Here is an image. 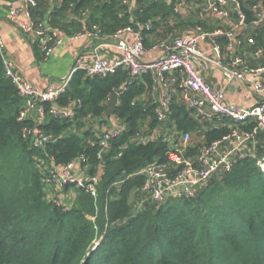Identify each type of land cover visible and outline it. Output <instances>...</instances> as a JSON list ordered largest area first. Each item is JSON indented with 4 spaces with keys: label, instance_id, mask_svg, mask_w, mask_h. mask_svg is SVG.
<instances>
[{
    "label": "trees",
    "instance_id": "obj_1",
    "mask_svg": "<svg viewBox=\"0 0 264 264\" xmlns=\"http://www.w3.org/2000/svg\"><path fill=\"white\" fill-rule=\"evenodd\" d=\"M71 4L77 15L89 8L91 21L107 34L131 23L122 0H63L51 16L70 33L82 27L80 21L68 22ZM140 7L143 12L136 16L144 21L174 14V2L167 0H140ZM249 32L256 39L253 50L264 48V25ZM152 82L150 74L132 79L123 69L106 77L75 71L60 104L81 100L82 106L75 120L51 118L44 126L57 137L49 153L64 163L86 154L95 173L99 147L88 143L97 137L86 129L84 118H107L115 92L120 93L115 115L125 130L104 157L97 201L75 190L76 201L66 209L46 197L35 160L42 151L22 136L19 114L24 102L6 75L0 53V264H264V169L257 160L241 159L231 171H219L191 199L172 197L161 204L144 200L145 176L139 172L169 161L171 149L162 138L148 144L131 140L147 119L157 124L155 105L141 100ZM221 119L204 128L183 104L174 103L168 125L212 143L230 131ZM254 126L250 121L243 128ZM201 143L192 145L188 154L194 156Z\"/></svg>",
    "mask_w": 264,
    "mask_h": 264
},
{
    "label": "built area",
    "instance_id": "obj_2",
    "mask_svg": "<svg viewBox=\"0 0 264 264\" xmlns=\"http://www.w3.org/2000/svg\"><path fill=\"white\" fill-rule=\"evenodd\" d=\"M167 1L174 2L175 18L184 19L193 15L200 23L197 22L186 31L174 27L162 31L168 21L158 24L160 17L141 20L136 16L137 11L143 12L140 0H122L131 22L127 26L107 34L102 25L91 21L89 8L77 15L71 4L67 11L68 22L80 21L82 27L70 33L61 25L54 24L52 16L45 18L38 15L39 0H17L10 4V19L21 31L35 36L44 59H48L67 39L108 38L118 50L114 59L96 55L93 61L88 62L78 58L70 74L61 82H52L42 88L30 82L7 57L6 43L0 31V53L6 75L24 102L19 114V121L23 123L21 133L31 148L42 151V156L36 155L35 160L42 172L46 197L50 201L64 204L69 209L76 201L75 190L79 189L97 201L105 166L104 157L112 153L116 140L125 130V125L115 114L108 117L109 122L104 126L103 117L88 114L84 118L86 129L91 128L97 137L88 138L90 145L99 147L97 158L100 164L95 173L91 172L90 159L86 154H80L64 163L58 162L49 153L48 147L57 137L44 129V126L51 118L75 120L82 106L81 100L70 105L60 104L77 70H84L91 77H106L119 69L127 71L132 79L151 75L152 85L141 100L153 102L157 124L153 126L152 120L147 119L131 140L148 144L162 138L170 142L171 149L169 161L149 164L139 172L145 176L142 188L146 196L144 200L151 199L161 204L172 197L191 199L198 190L209 184L216 173L221 170L231 171L241 159H255L264 169V98L254 106L228 102L225 89L214 88L202 73L205 69L202 62H212L223 70L229 81L238 79L245 84L251 83L257 93H264V63L250 67L246 65L245 70L236 69L238 64H243V58L238 53L242 43L240 35L245 29L252 30L264 25V2L243 0L245 7L255 17L252 23L247 24L240 0ZM62 2L59 1V7ZM123 15L120 13V16ZM170 21L172 25L173 21ZM204 22L217 24L208 28ZM153 33L155 39L150 40L148 48L146 38ZM125 34H130L131 38L128 39ZM208 40L212 42L211 49L216 54L215 58L202 48V44ZM246 43L250 47L256 45V39L250 32ZM96 49L98 51L100 47ZM224 49L230 57L228 62L224 61ZM151 52L157 56L148 59L147 55ZM252 56L264 60V48L256 47ZM174 103L183 104L191 116L202 124L224 118L229 133L212 143H201L196 154L189 155L192 133L179 132L174 124L168 125ZM250 121H254L255 126L243 128ZM121 155L122 152L119 153ZM68 186L71 188L68 189Z\"/></svg>",
    "mask_w": 264,
    "mask_h": 264
},
{
    "label": "crops",
    "instance_id": "obj_3",
    "mask_svg": "<svg viewBox=\"0 0 264 264\" xmlns=\"http://www.w3.org/2000/svg\"><path fill=\"white\" fill-rule=\"evenodd\" d=\"M17 0H0V31L3 34L6 43V55L12 60L16 68L32 83L45 88L49 86L52 82H61L66 76H68L76 64L78 58L84 61H93L96 55L109 57L114 59L118 55L117 48L108 39H98V38H80V39H67L48 59H44L43 52L41 50L40 44L36 40L33 34H27L21 31L16 23L10 19L9 8L10 4L16 2ZM60 0H47L45 5H41L38 10V15L40 17L47 18L51 16L52 11L55 7L59 6ZM42 10V12H41ZM159 18V17H157ZM162 22L168 21L166 26L162 27V31L168 28L174 27L180 31H186L199 22V20L191 15L187 18H175L174 15L171 17L159 18ZM173 24L171 25V21ZM206 27L212 28L217 23L215 22H204ZM249 29H245L240 35L242 43L238 47V53L243 58V64H238L236 69L245 70V66H257L263 64L264 60L254 58L252 56L253 48L246 43V37L248 36ZM125 36L130 39V34H125ZM149 41L147 46L150 47V40L155 39L154 33L148 35ZM223 44L225 43L222 40ZM210 40L202 44V48L207 50L212 58L216 57V54L211 49ZM97 47H100L97 51ZM223 53L226 54L224 61L228 62L230 60L226 49ZM156 53L151 52L147 55L148 59L155 58ZM205 69L202 71L206 81L212 85L214 88H222L226 91V98L228 102L243 104L245 106H254L261 102L264 98V93H257L254 86L251 83L245 84L244 82L233 79L229 81L225 76L223 70L212 62H202ZM227 64V63H226ZM264 78V75H263ZM107 118L102 119V124L107 125L109 122ZM219 121H224L218 118ZM213 126H216V121H214ZM204 128L206 127L203 124ZM200 137V136H199ZM202 141V137H200Z\"/></svg>",
    "mask_w": 264,
    "mask_h": 264
},
{
    "label": "water",
    "instance_id": "obj_4",
    "mask_svg": "<svg viewBox=\"0 0 264 264\" xmlns=\"http://www.w3.org/2000/svg\"><path fill=\"white\" fill-rule=\"evenodd\" d=\"M240 4H241V9L243 10V12L246 14L247 19H246V23L250 24L255 20V17L253 16V13L250 9L246 8L244 5V1L240 0ZM119 93L115 92L114 94L111 95L110 100H109V106L106 112V115L112 116L115 114L116 112V107L118 105V101H119Z\"/></svg>",
    "mask_w": 264,
    "mask_h": 264
},
{
    "label": "rangeland",
    "instance_id": "obj_5",
    "mask_svg": "<svg viewBox=\"0 0 264 264\" xmlns=\"http://www.w3.org/2000/svg\"><path fill=\"white\" fill-rule=\"evenodd\" d=\"M192 145H194L195 143H197V142H199V143H201L202 141H201V139H200V137H199V135H197V134H192ZM135 198L137 199V193L136 194H133L132 195V201H134L135 200ZM135 202V201H134Z\"/></svg>",
    "mask_w": 264,
    "mask_h": 264
}]
</instances>
